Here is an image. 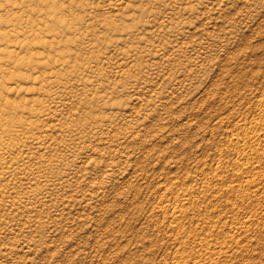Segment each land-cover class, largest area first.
Listing matches in <instances>:
<instances>
[{
    "label": "rangeland",
    "instance_id": "1",
    "mask_svg": "<svg viewBox=\"0 0 264 264\" xmlns=\"http://www.w3.org/2000/svg\"><path fill=\"white\" fill-rule=\"evenodd\" d=\"M263 112L264 0H0V264H264Z\"/></svg>",
    "mask_w": 264,
    "mask_h": 264
},
{
    "label": "bare ground",
    "instance_id": "2",
    "mask_svg": "<svg viewBox=\"0 0 264 264\" xmlns=\"http://www.w3.org/2000/svg\"><path fill=\"white\" fill-rule=\"evenodd\" d=\"M263 120H264V112H263ZM246 134L249 136V138L250 139H258V138H260L261 137V133H259V131L258 130H256V129H251V131H248V132H246ZM242 137V134H240L239 136H238V139L240 140V138ZM246 138V137H245ZM230 143H232V141L230 142ZM240 143V142H239ZM245 146H247V148H250V149H252L253 147H249V144H245ZM218 168H221V166H219ZM250 168V164H248V162H243L242 161V159L241 160H239V161H237V164H236V169H235V171H237L238 172V174H237V176L239 177L238 178V181L240 182V183H242V181H243V173H242V171H245L244 172V174H251L254 170L252 169L251 170V168ZM250 171H252L251 173H250ZM243 183H244V181H243ZM248 183V182H247ZM253 184V183H252ZM244 185V184H243ZM240 187H243V189H244V186H240ZM247 188L244 190V191H246V190H251V188H250V185L249 184H247V186H246ZM195 189V188H194ZM194 189H190V190H184L183 191V193L181 194V193H177V195L175 196V200L173 201V204L175 203V204H177L176 205V208H175V211H174V213H173V218H174V221H176L175 220V218H178V215H179V213L181 214H184V213H186L187 211H188V209H187V204H188V202L191 200V196H192V194H193V191H194ZM234 192V191H233ZM162 208H164V206L162 205ZM238 224V223H237Z\"/></svg>",
    "mask_w": 264,
    "mask_h": 264
}]
</instances>
